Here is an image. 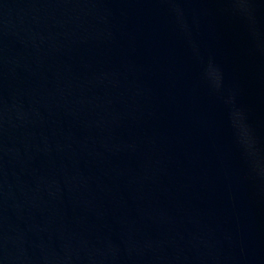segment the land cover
Returning a JSON list of instances; mask_svg holds the SVG:
<instances>
[{"label":"water","instance_id":"95a60500","mask_svg":"<svg viewBox=\"0 0 264 264\" xmlns=\"http://www.w3.org/2000/svg\"><path fill=\"white\" fill-rule=\"evenodd\" d=\"M0 264H264V0H0Z\"/></svg>","mask_w":264,"mask_h":264}]
</instances>
